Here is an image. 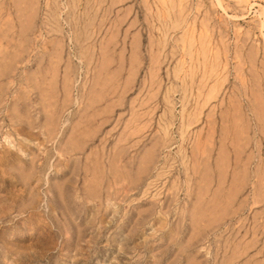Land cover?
<instances>
[{"label":"rangeland","instance_id":"1","mask_svg":"<svg viewBox=\"0 0 264 264\" xmlns=\"http://www.w3.org/2000/svg\"><path fill=\"white\" fill-rule=\"evenodd\" d=\"M0 264H264V0H0Z\"/></svg>","mask_w":264,"mask_h":264}]
</instances>
